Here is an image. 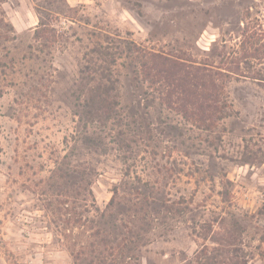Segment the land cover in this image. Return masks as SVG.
<instances>
[{
	"label": "rangeland",
	"instance_id": "374dc122",
	"mask_svg": "<svg viewBox=\"0 0 264 264\" xmlns=\"http://www.w3.org/2000/svg\"><path fill=\"white\" fill-rule=\"evenodd\" d=\"M258 24L264 0H0V264H264V83L231 77L198 125L125 42L222 67ZM105 40L97 121L81 76Z\"/></svg>",
	"mask_w": 264,
	"mask_h": 264
},
{
	"label": "trees",
	"instance_id": "16d2710c",
	"mask_svg": "<svg viewBox=\"0 0 264 264\" xmlns=\"http://www.w3.org/2000/svg\"><path fill=\"white\" fill-rule=\"evenodd\" d=\"M258 26L246 27L237 49L223 51L222 67L206 62L187 63L128 40L125 41L126 51L132 53L143 78L158 89L166 105L193 123L211 127L215 119L226 115L224 86L227 80L235 76L264 83V30ZM105 42L86 52L85 57L89 55L85 59L87 74L81 76V82L88 85L85 117L97 121L109 119L117 103L112 92L115 79L109 65L115 63L122 50L112 40ZM101 260L104 261V257Z\"/></svg>",
	"mask_w": 264,
	"mask_h": 264
}]
</instances>
